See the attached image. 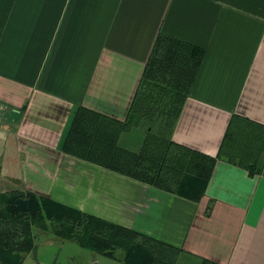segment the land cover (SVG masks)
Segmentation results:
<instances>
[{
    "label": "crops",
    "instance_id": "obj_1",
    "mask_svg": "<svg viewBox=\"0 0 264 264\" xmlns=\"http://www.w3.org/2000/svg\"><path fill=\"white\" fill-rule=\"evenodd\" d=\"M159 33L204 48L173 133L217 157L199 201L63 149L79 106L127 117ZM0 102V193L131 228L183 264H264V0H0Z\"/></svg>",
    "mask_w": 264,
    "mask_h": 264
},
{
    "label": "trees",
    "instance_id": "obj_2",
    "mask_svg": "<svg viewBox=\"0 0 264 264\" xmlns=\"http://www.w3.org/2000/svg\"><path fill=\"white\" fill-rule=\"evenodd\" d=\"M204 48L159 33L146 63L129 113L119 120L79 106L67 134L65 152L156 188L199 201L216 156L178 143L174 129L191 93ZM230 124L224 146L233 137ZM144 130L138 150L120 144L122 133ZM253 170V164L249 165ZM36 230L77 241L124 264H176L164 253L180 250L163 241L32 191L0 193V264H22L35 245ZM202 264H222L204 258Z\"/></svg>",
    "mask_w": 264,
    "mask_h": 264
},
{
    "label": "rangeland",
    "instance_id": "obj_3",
    "mask_svg": "<svg viewBox=\"0 0 264 264\" xmlns=\"http://www.w3.org/2000/svg\"><path fill=\"white\" fill-rule=\"evenodd\" d=\"M144 139V130L132 128L127 131L122 145H136ZM7 163V162H6ZM5 165L2 162V165ZM36 241L34 248L28 252L22 264H124L122 252L117 251L115 257H111L87 247L70 239H64L52 231L36 230ZM163 258L176 264H183L179 253H164ZM203 259L199 262L202 264Z\"/></svg>",
    "mask_w": 264,
    "mask_h": 264
},
{
    "label": "built area",
    "instance_id": "obj_4",
    "mask_svg": "<svg viewBox=\"0 0 264 264\" xmlns=\"http://www.w3.org/2000/svg\"><path fill=\"white\" fill-rule=\"evenodd\" d=\"M6 110H7V105L3 102H0V124L2 122V118Z\"/></svg>",
    "mask_w": 264,
    "mask_h": 264
}]
</instances>
